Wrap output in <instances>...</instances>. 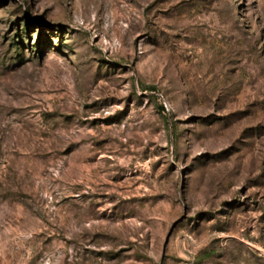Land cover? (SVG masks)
Returning a JSON list of instances; mask_svg holds the SVG:
<instances>
[{"label":"rangeland","instance_id":"rangeland-1","mask_svg":"<svg viewBox=\"0 0 264 264\" xmlns=\"http://www.w3.org/2000/svg\"><path fill=\"white\" fill-rule=\"evenodd\" d=\"M0 264H264V0H0Z\"/></svg>","mask_w":264,"mask_h":264}]
</instances>
